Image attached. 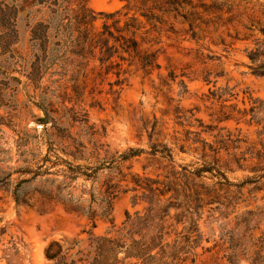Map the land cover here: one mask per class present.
I'll return each mask as SVG.
<instances>
[{
    "label": "rangeland",
    "instance_id": "rangeland-1",
    "mask_svg": "<svg viewBox=\"0 0 264 264\" xmlns=\"http://www.w3.org/2000/svg\"><path fill=\"white\" fill-rule=\"evenodd\" d=\"M82 8L96 13L92 36L107 22L114 35L136 39L137 48L125 51L123 38L109 37L119 47L111 66L100 61L98 48L91 52L86 46L81 54H70L66 72L63 61L41 87H21L16 108L0 107V159L6 157L0 169L25 165L24 148L37 153L41 148L42 155L55 148L70 160L64 148H82L83 158L74 160L81 164L115 158L130 148L148 150L153 143L171 148L173 156L141 153L100 170L94 180L70 181L64 164L54 166L44 176L53 184L28 183L19 201L13 187L30 174L14 173L0 184V264H47L51 241L64 244L88 232L104 234L112 221L120 225L126 210H143V203H132L138 176L172 178L181 199L195 190L204 196L198 255L181 264H229L231 240L245 233L249 211L254 219L243 240L250 247L249 233L255 240L264 235V77L250 73L247 56L264 38V0H71L72 16ZM117 10L121 30L99 14ZM21 15L23 40L27 21ZM131 17L136 20L125 28ZM43 93L50 99L47 124L38 120L44 110L29 96L40 100ZM204 164L222 170L223 182L208 171L190 172ZM47 187L53 195L42 192ZM113 187L119 190L111 216H97L93 226L80 207H89L91 191L99 202ZM68 190L72 201L64 200ZM241 264L249 261L242 258Z\"/></svg>",
    "mask_w": 264,
    "mask_h": 264
},
{
    "label": "trees",
    "instance_id": "trees-1",
    "mask_svg": "<svg viewBox=\"0 0 264 264\" xmlns=\"http://www.w3.org/2000/svg\"><path fill=\"white\" fill-rule=\"evenodd\" d=\"M72 11L71 0H0V107L16 108L21 87L27 89L31 84L35 88L41 87L45 75L58 73L53 68H63V61L66 72L70 54H81L86 46L91 52L98 48L100 61L110 62V66L119 47L115 43L111 44L109 37L115 41L123 38L122 47L125 51L137 48L136 39L114 35L107 22H104L103 29L96 36H92L90 25L96 20V13L92 9L82 8L79 14L72 16ZM21 14H25L27 21L25 35L27 33L28 37L23 40L20 34ZM99 14L112 19L113 26L121 30L118 28L121 11H101ZM135 20V17H131L125 22V28L133 25ZM119 56L124 58L121 54ZM247 56L250 60V73L264 77V38L247 51ZM149 63L146 60V64ZM29 96L33 103L44 110V116L38 120L47 124L51 119L50 99L45 93L41 94L40 100H35L33 94ZM145 152L173 156L171 148L153 143L148 150L143 147L130 148L115 158L98 159L95 164H81L74 160L83 158L82 148H64V154L71 155L74 160L65 156L63 158L55 148H49L44 155L41 148L38 153L31 148H24L22 161L25 165L9 172L0 169V184L8 183L14 173L30 174L29 177L20 178L13 187V197L19 201L25 196V185L30 182L40 180L52 185L54 179L44 176L53 173L51 168L54 166L64 164V177L70 181L80 177L94 180L100 170L111 169ZM5 159H0V162ZM207 171L220 177V183L223 182L222 177L226 178L222 170L210 164L190 172L202 176ZM64 183L65 187L69 186ZM175 184L172 178L161 180L149 176L136 177L132 188L136 193L132 203L133 206L143 203V210H126L122 223L117 226L112 221L111 227L104 234L88 232V237L73 238L64 244L59 240L51 241L45 249V255L51 261L47 264H181L188 257L194 261L198 255L197 248L202 243L199 219L204 207V196L195 190L194 193L185 192L181 199ZM118 190L116 187L109 188L99 202L91 191L89 207L80 208L93 221V226H96L97 216H111ZM42 192L53 195L52 188H44ZM67 193L69 196H64V200L72 201L71 191ZM77 201H81V198ZM95 202L98 203L97 207L93 204ZM249 214L251 216L245 218L243 236L251 230L254 216L251 211ZM243 236L237 240L232 238L230 251L226 255L228 263L241 264V259L246 258L249 264H264V235L255 240L252 233H249L250 247Z\"/></svg>",
    "mask_w": 264,
    "mask_h": 264
}]
</instances>
